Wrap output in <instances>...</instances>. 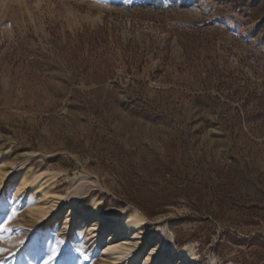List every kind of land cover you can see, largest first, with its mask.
I'll use <instances>...</instances> for the list:
<instances>
[{
    "label": "rangeland",
    "instance_id": "obj_1",
    "mask_svg": "<svg viewBox=\"0 0 264 264\" xmlns=\"http://www.w3.org/2000/svg\"><path fill=\"white\" fill-rule=\"evenodd\" d=\"M0 165L56 174L76 216L142 212L143 260L194 244L151 264H264V0H0ZM2 195L0 264H121L108 218L42 239L72 200L40 223Z\"/></svg>",
    "mask_w": 264,
    "mask_h": 264
},
{
    "label": "bare ground",
    "instance_id": "obj_2",
    "mask_svg": "<svg viewBox=\"0 0 264 264\" xmlns=\"http://www.w3.org/2000/svg\"><path fill=\"white\" fill-rule=\"evenodd\" d=\"M46 174L47 172H28L18 167H13L11 168V171L8 172L5 167L0 165V193L2 191V196L5 197L3 199L4 208L7 205L5 201H7L9 197L14 196V199L16 198L22 200L23 198L25 199L26 196H30L27 204L30 207V213L41 223L47 218L53 209L64 207L67 201L72 200V202L69 204V207H65L63 211L56 212L54 214V216L62 217V222L52 226L50 230L43 232L42 239L50 238L53 231L58 233L56 237L64 235L68 236L71 233L73 236L82 234L79 238L88 239L89 242L93 240V244L98 246L105 241V237L102 235L100 230L105 218H108L110 220L109 228L111 232L114 233L113 235H122L125 239V243L109 240L107 243H105L104 250L105 253L110 254V256L113 255L114 260H117L121 264H130L133 262H135V264H151L152 259H154V257L161 250L170 251L171 256L178 254L179 256L188 259L194 258L196 256L193 243L178 248L174 237L171 236L170 244L161 243L156 251L149 255H145V260L141 259L143 252L137 250L139 244L132 246L130 245L131 243L129 241L131 239H144L145 236L151 234L152 232L146 228V225H149L150 223L154 224L155 221H150L140 211L131 213L123 209L112 213H106L101 210L102 208L97 202H95L94 205L96 207L92 212H90L88 209H84L83 215L76 216L75 210L80 208L79 202H76L77 200L75 199L76 194L72 193L69 196L59 194L53 190L50 185H47L50 180L56 179V174H51V177L47 181H44ZM88 216L95 219L92 220V222H88ZM45 224L51 225L52 221ZM61 225L62 228H60ZM85 232L89 233L91 236H93V238L89 237V239V235H85ZM162 233L165 239H167L168 236L165 230H162ZM128 242L129 244H127ZM170 260V257H160L155 260V263L171 264ZM79 261L80 260H78V262L77 260L74 261V264H81Z\"/></svg>",
    "mask_w": 264,
    "mask_h": 264
},
{
    "label": "snow or ice",
    "instance_id": "obj_3",
    "mask_svg": "<svg viewBox=\"0 0 264 264\" xmlns=\"http://www.w3.org/2000/svg\"><path fill=\"white\" fill-rule=\"evenodd\" d=\"M13 215H15V212L13 213ZM12 217H9V219H11ZM8 229L6 227H2L0 226V231H7ZM8 250L7 249H3V248H0V255L4 254L5 252H7ZM55 252H56V249H53L52 250V254L48 256V258L44 261V264H50V262L54 259L55 257Z\"/></svg>",
    "mask_w": 264,
    "mask_h": 264
},
{
    "label": "trees",
    "instance_id": "obj_4",
    "mask_svg": "<svg viewBox=\"0 0 264 264\" xmlns=\"http://www.w3.org/2000/svg\"><path fill=\"white\" fill-rule=\"evenodd\" d=\"M256 17H258V15Z\"/></svg>",
    "mask_w": 264,
    "mask_h": 264
}]
</instances>
